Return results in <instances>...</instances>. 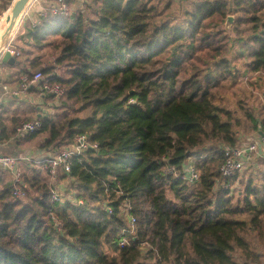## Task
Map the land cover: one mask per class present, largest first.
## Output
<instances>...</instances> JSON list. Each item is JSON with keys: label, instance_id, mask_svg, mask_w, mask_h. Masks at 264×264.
<instances>
[{"label": "trees", "instance_id": "1", "mask_svg": "<svg viewBox=\"0 0 264 264\" xmlns=\"http://www.w3.org/2000/svg\"><path fill=\"white\" fill-rule=\"evenodd\" d=\"M153 2L90 0L91 16L48 12L14 39L41 48L48 29L63 28L49 43L57 52L52 61L33 58L17 71L18 77L40 71L65 90L31 136L45 135L42 147L58 152L83 133L98 149L73 158L69 172L58 169L57 180L69 181L74 199L62 203L51 201L40 163L19 165L23 199L12 195L8 173H0V264L258 262L264 176L259 185L250 177L235 197L237 173L221 176L219 148L249 136L241 131L264 130V102L247 105L246 93L235 102L217 99L214 90L228 78L264 73V0H200L173 23L159 17L169 5L158 10ZM228 13L236 16L231 26L240 43L233 57L228 35L212 29ZM13 48L19 65L30 49ZM189 156L199 173L195 182L184 178ZM128 215L133 233L120 247Z\"/></svg>", "mask_w": 264, "mask_h": 264}, {"label": "built area", "instance_id": "2", "mask_svg": "<svg viewBox=\"0 0 264 264\" xmlns=\"http://www.w3.org/2000/svg\"><path fill=\"white\" fill-rule=\"evenodd\" d=\"M27 8V7H26ZM26 10V9H25ZM44 15L48 12L58 16H69L70 8L67 0H54L48 7H45L42 11ZM37 23H35L36 25ZM12 39L10 37L7 45L1 50L0 57L5 50H9L11 55L14 56L15 51L12 46ZM31 84L38 85L39 89L45 94L51 95L57 102L64 94V88L58 83L50 84L40 71L34 72L30 77L28 75H22L19 89L27 90ZM6 88V86H4ZM17 94V92L14 91ZM2 107L0 105V114ZM40 117L30 120H22L17 123L15 127L16 139H19L25 135L36 132L41 127ZM1 136V126H0ZM97 150L98 144L91 142L87 134L79 133L73 137L72 142L63 147L58 152L40 156V164L49 179L56 180L58 169H63L65 173L70 171V162L73 158L80 157L87 150ZM219 152L222 155V162L219 166V172L223 177L232 176L244 168L246 161L250 154L257 153L264 157V130L261 134L258 132L254 135L243 137L240 142L235 146H223L219 148ZM29 160V158H26ZM194 156H189L183 166L184 178L188 182H195L199 178L198 170L193 165ZM168 173L173 172V167L166 169ZM8 173L11 180V193L15 198L23 199L25 197V190L23 188L21 179V168L19 166L18 157L14 154L5 153L0 150V173ZM228 184H225L227 186ZM51 201L63 202L64 199L56 191L54 186L51 187ZM107 212H111V207L107 204L104 205ZM124 212V206L122 208ZM126 214V213H125ZM51 220L56 230L61 229V222L51 216ZM128 228L123 229L118 237L117 243L120 247L126 246L129 243V235L133 233V227L135 219L133 216L128 215ZM251 264H258L253 262Z\"/></svg>", "mask_w": 264, "mask_h": 264}, {"label": "crops", "instance_id": "3", "mask_svg": "<svg viewBox=\"0 0 264 264\" xmlns=\"http://www.w3.org/2000/svg\"><path fill=\"white\" fill-rule=\"evenodd\" d=\"M53 1L54 0H38V3L29 9L25 15L26 22L21 26V30L18 35L26 33L30 25L38 23L37 16H45L46 14L44 15L42 12L43 9L48 7ZM67 2L71 15L76 11H85L90 1L67 0ZM3 15L1 16V19ZM62 29L63 28L57 26H52L48 29L45 36L46 40L44 41L47 43L42 45L41 48H33L30 41L27 39H17L13 42V45H20L22 49L29 48V54L24 55L19 59V65H9L1 61V63L5 66V69L4 74L0 77V105L2 107V112L0 114V126L3 131L4 138V140L0 142V150L17 156L20 166L21 164H27L31 167L35 164H39L40 156L57 152L52 145L49 147H42L45 135L31 136V134H28L24 137L16 139V137L13 136V132L17 123L22 120L49 116L54 112L51 108H49L52 103L47 100L50 95L42 92L38 85L31 84L27 90L19 89L22 75L18 77L17 71L19 66L27 67V64L34 59L44 64V55L42 52L51 47V44H49L50 41L59 38V32L62 31ZM44 42H42V44ZM4 86H6V88H4ZM14 91L17 92V94L14 93ZM6 136L8 137L7 139L5 138ZM26 158H29V160ZM65 182L66 180H57L56 182H53L52 186H54V188H59L61 191Z\"/></svg>", "mask_w": 264, "mask_h": 264}, {"label": "rangeland", "instance_id": "4", "mask_svg": "<svg viewBox=\"0 0 264 264\" xmlns=\"http://www.w3.org/2000/svg\"><path fill=\"white\" fill-rule=\"evenodd\" d=\"M14 1L15 0H0V24L2 23V21H4L6 15H7V10L10 8L11 4H13ZM198 1H200V0H154L153 3L158 2V4H159L158 10L163 9L164 5L168 4L169 7L167 9H165L164 11H162V13L159 17L161 19L168 20V21L173 23V22L178 21L180 18H182L183 13L187 9H191L193 4L198 2ZM37 3H38V0H31L29 2L26 10L24 11L25 14L23 13L20 20H19V24H18L17 29H16L18 31H16L11 36V37H13L12 45H13L14 39L16 38L19 31L21 30V26L26 22L25 15L27 14L28 10L31 9ZM92 10H93V6L91 4L90 7H88V8L86 7V10L84 12L87 13L88 16H91ZM2 15H3V17L1 19ZM228 16L232 17V21H231V24H232L233 21L235 20L236 16H235V14L228 13L226 18L224 20H218L214 24L215 27L213 26L214 28H212V29L213 30L218 29V30H220L221 34L228 35L230 42H231V45H230V42L229 43L226 42V44H225V46H229V48H230V52H229V54H227V56L230 57L232 55V57H233L237 53V50L239 49L240 43L238 41L237 35L235 34V32L232 31L231 24H228L226 21ZM211 21H213V20H211ZM241 28L243 29L242 32L244 35H248V36L251 35V32L249 30L248 25L245 24L244 26H241ZM8 42L9 41H6V43H3L1 50L7 45ZM204 53H206L205 50H203L199 55H203ZM42 54L44 55V58H43L44 63H48L49 61H52L56 57L57 52L53 51L51 48H47L46 50H44V52H42ZM246 59H247L246 57H242L241 60L238 61L237 65L240 66V64L244 63L246 61ZM4 69H5V66L1 63V58H0V77L4 74ZM258 75L261 76V79L259 82L257 81ZM263 90H264V73H260V74L246 73V75L244 77H240V78L236 79L234 82H232V80H230L229 78L224 80L222 82V84L216 90H214V93L217 95V99L225 98L226 101H232V102L237 101L242 95H244L246 93V94H249V97H247V105L257 107L258 105L262 104V102H264ZM61 98L57 102L53 99L52 96L47 99L49 102L52 103V105L49 106V108H51L54 112H56V108L60 105ZM244 99H246V97H244ZM241 113H243V110H240L239 114L241 115ZM241 134L244 136L245 135L250 136L252 134L254 135L253 132L247 133L244 131H241ZM203 151H205V150H203ZM263 160H264V157L260 156L257 153L250 154L248 160L246 161V163L244 165V168L237 173L236 180L231 181L232 182L231 183V189H233V192L235 193V197H236L238 192L240 193L243 191V189H244V187H245V185H246V183L250 177H252L254 179L253 181L255 183H257L258 185L261 183L262 178L264 176ZM47 179H48V177H47ZM48 181L52 185L53 182L57 181V179L54 181L49 179ZM68 188H69V181H67L63 184L61 191L59 188H55V189L58 193H60V195L62 196L63 199L74 200L73 194H69L70 191H68ZM60 203H62V202H60ZM254 243L256 245L257 250H259L261 252V256L258 260L259 264H264V239H259V238L256 239L255 238ZM105 249H107V247ZM236 259L239 260L237 255H236Z\"/></svg>", "mask_w": 264, "mask_h": 264}, {"label": "water", "instance_id": "5", "mask_svg": "<svg viewBox=\"0 0 264 264\" xmlns=\"http://www.w3.org/2000/svg\"><path fill=\"white\" fill-rule=\"evenodd\" d=\"M28 1L29 0H15L13 4H11L9 8V14L6 15L4 21H2V23L0 24V50L3 46L2 42L4 37L8 34L13 24L20 20V17L22 16V14L26 9ZM226 21L228 24H231L232 17L228 16ZM0 58L2 62L9 65H14L15 63V58L13 55H11L9 50H5ZM0 83H1V78H0ZM258 133L261 134V131H259Z\"/></svg>", "mask_w": 264, "mask_h": 264}, {"label": "bare ground", "instance_id": "6", "mask_svg": "<svg viewBox=\"0 0 264 264\" xmlns=\"http://www.w3.org/2000/svg\"><path fill=\"white\" fill-rule=\"evenodd\" d=\"M30 1H31V0L28 1V4H29ZM28 4H27V6H28ZM27 6H26V7H27ZM8 14H9V9L7 10V15H8ZM24 14H25V13H24ZM20 18H21V17H20ZM18 24H19V21L15 22V23L13 24V26H12V28L10 29V31L8 32V34L4 37L2 43H6V41H9L8 39H10V37H11L16 31H18V30H16ZM0 51H1V50H0Z\"/></svg>", "mask_w": 264, "mask_h": 264}]
</instances>
